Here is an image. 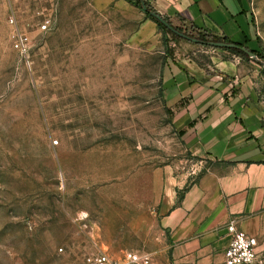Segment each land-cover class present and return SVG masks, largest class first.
Returning a JSON list of instances; mask_svg holds the SVG:
<instances>
[{"label":"rangeland","instance_id":"1","mask_svg":"<svg viewBox=\"0 0 264 264\" xmlns=\"http://www.w3.org/2000/svg\"><path fill=\"white\" fill-rule=\"evenodd\" d=\"M249 1L264 54V0ZM12 8L31 38V70L9 40ZM174 41L200 64L256 63L163 29L132 0H0V264H83L128 250L157 264L154 172L198 171L163 99Z\"/></svg>","mask_w":264,"mask_h":264},{"label":"crops","instance_id":"2","mask_svg":"<svg viewBox=\"0 0 264 264\" xmlns=\"http://www.w3.org/2000/svg\"><path fill=\"white\" fill-rule=\"evenodd\" d=\"M163 17L260 49L249 0H148ZM152 23V21H148ZM193 25V26H192ZM174 41L161 75L163 99L198 173L154 172L152 213L163 246L157 264H217L236 219L256 237L264 264V81L258 63L215 58L200 64Z\"/></svg>","mask_w":264,"mask_h":264},{"label":"built area","instance_id":"3","mask_svg":"<svg viewBox=\"0 0 264 264\" xmlns=\"http://www.w3.org/2000/svg\"><path fill=\"white\" fill-rule=\"evenodd\" d=\"M13 4L14 0H7ZM9 40L12 48L21 56L25 65L31 70V38L23 26L20 15L12 8L8 15ZM49 26V19H45L39 25L40 30H45ZM54 140V144H58ZM228 231L231 240L224 252L223 261L217 264H261L256 251L258 241L256 237L249 235L236 225V219H231L228 224ZM63 248L60 249L62 251ZM83 264H155L148 257L141 255L135 250H128L123 257L115 258L107 253H92L84 258Z\"/></svg>","mask_w":264,"mask_h":264},{"label":"water","instance_id":"4","mask_svg":"<svg viewBox=\"0 0 264 264\" xmlns=\"http://www.w3.org/2000/svg\"><path fill=\"white\" fill-rule=\"evenodd\" d=\"M140 4H141V8L143 11L148 12L152 17L156 18L158 21H160L161 23H163L168 29H170L171 31H173L174 33H176L177 35L188 39L190 41H193L195 43H200V44H208L217 48H240L242 51H244L250 59H252L253 61H255L256 63L260 64V65H264V58H261L258 54H256L254 51L240 46L237 43L234 42H225V41H204V40H200L194 37H191L181 31H179L178 29H176L169 21H167L161 14H159L156 11L150 10L146 4V0H139Z\"/></svg>","mask_w":264,"mask_h":264},{"label":"trees","instance_id":"5","mask_svg":"<svg viewBox=\"0 0 264 264\" xmlns=\"http://www.w3.org/2000/svg\"><path fill=\"white\" fill-rule=\"evenodd\" d=\"M132 2L134 4H136L137 6L141 7V4H140V1L139 0H132ZM146 4L148 6V8L150 10H153V11H156L155 8L150 4V2L148 0H146ZM146 15L154 20L155 22L158 23V25L160 27H162L163 29L165 30H169L171 31L170 29H168L163 23H161L160 21H158L156 18L152 17L148 12H146ZM193 26V25H192ZM176 29H178L180 31V29L178 27H175ZM192 28H195V27H192ZM173 32V31H171ZM199 32V31H198ZM174 33V32H173ZM176 34V33H175ZM183 38V37H182ZM199 38L206 41V39H214L215 41H225V42H232L231 40H229L228 38H224V37H218V36H214V35H209L208 33H199ZM240 45V44H239ZM240 46H243V47H246L252 51H254L256 54H258L260 57H264V54L262 53V50L261 49H258V48H251L250 46L244 44V45H240ZM223 49H226L232 53H236L237 55H241L243 56L244 58L248 59V60H251L249 58V56L244 52L242 51L240 48H223Z\"/></svg>","mask_w":264,"mask_h":264}]
</instances>
